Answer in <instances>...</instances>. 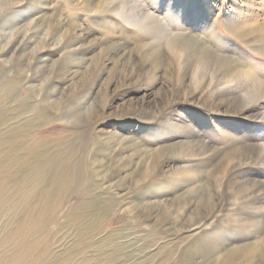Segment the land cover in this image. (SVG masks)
<instances>
[{
	"label": "rangeland",
	"instance_id": "1",
	"mask_svg": "<svg viewBox=\"0 0 264 264\" xmlns=\"http://www.w3.org/2000/svg\"><path fill=\"white\" fill-rule=\"evenodd\" d=\"M262 195L264 0H0V264H264Z\"/></svg>",
	"mask_w": 264,
	"mask_h": 264
},
{
	"label": "bare ground",
	"instance_id": "2",
	"mask_svg": "<svg viewBox=\"0 0 264 264\" xmlns=\"http://www.w3.org/2000/svg\"><path fill=\"white\" fill-rule=\"evenodd\" d=\"M43 19L42 16H38L36 17L35 19H33L30 24H33V25H38L41 20ZM148 20V19H147ZM192 40H196L197 39V36L192 34ZM182 37H185V38H189V34L186 33L185 35L183 34ZM217 57V56H216ZM214 58V57H213ZM221 58V57H219ZM215 59V58H214ZM231 61H233V66H230V69H224L222 72H220L219 74H216L215 76L213 75L211 81L208 83L206 82L205 79H203L202 81L198 79V75H199V70L195 71L194 73V82L197 84H199L200 88L202 87H207V90H210L211 87H214L215 88V85L219 82L220 84H222L224 87L226 86H233L234 84V77L238 76V75H241L243 76L244 79H246L247 77V73L245 72L244 70V65L241 64L240 61H237L236 59H231ZM229 72H233V74L231 75H228ZM228 75V76H227ZM260 86L262 87H259L260 89H263V85L261 84ZM221 90V88H219ZM254 93H257L256 91ZM215 94V92L211 91L210 95L213 96ZM250 97V96H249ZM243 100H247L246 99V96L244 98H242ZM240 100L239 97H235L234 101L238 102ZM239 103V102H238ZM240 105L242 108H254L255 104H248L246 102V104H238ZM255 150V149H254ZM263 150V149H262ZM263 199H264V195H262Z\"/></svg>",
	"mask_w": 264,
	"mask_h": 264
}]
</instances>
